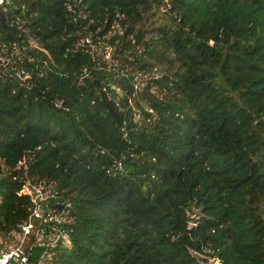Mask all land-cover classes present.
<instances>
[{
	"label": "trees",
	"instance_id": "1",
	"mask_svg": "<svg viewBox=\"0 0 264 264\" xmlns=\"http://www.w3.org/2000/svg\"><path fill=\"white\" fill-rule=\"evenodd\" d=\"M0 8L37 42L0 23V247L30 179L70 235L41 264H264V0Z\"/></svg>",
	"mask_w": 264,
	"mask_h": 264
},
{
	"label": "built area",
	"instance_id": "2",
	"mask_svg": "<svg viewBox=\"0 0 264 264\" xmlns=\"http://www.w3.org/2000/svg\"><path fill=\"white\" fill-rule=\"evenodd\" d=\"M10 1L0 0V4ZM19 192L30 195L33 209L28 220L19 224V243L0 247V264H41L52 258L60 240L64 244L70 243L69 231L63 226L67 221L65 206L63 209L58 208L60 195L54 185L36 183L29 179ZM62 203L65 205L64 200ZM31 239H34L33 243L44 245L41 261L36 263L30 261L27 249V242Z\"/></svg>",
	"mask_w": 264,
	"mask_h": 264
},
{
	"label": "water",
	"instance_id": "3",
	"mask_svg": "<svg viewBox=\"0 0 264 264\" xmlns=\"http://www.w3.org/2000/svg\"><path fill=\"white\" fill-rule=\"evenodd\" d=\"M0 23L2 24V26L5 30H8V31H10L12 29L17 30L22 34L27 35L32 44H37L36 40L31 36L30 32L27 29H25L23 26H19L15 23L9 22L8 13L1 8H0ZM0 70L6 71L8 73H13L16 77L22 79L21 75L18 72H14L11 67L6 66L5 59L1 56H0ZM113 87L116 88V85H113ZM120 93L122 94L121 91H120ZM58 199H59L58 208L63 209V207H64V205L62 203L63 198L60 197ZM201 259L203 260L204 263L206 261L210 260V258L207 256H201Z\"/></svg>",
	"mask_w": 264,
	"mask_h": 264
},
{
	"label": "rangeland",
	"instance_id": "4",
	"mask_svg": "<svg viewBox=\"0 0 264 264\" xmlns=\"http://www.w3.org/2000/svg\"><path fill=\"white\" fill-rule=\"evenodd\" d=\"M25 160L26 159H24L23 160V162H25ZM193 218V217H192ZM2 240L0 239V242H1ZM50 260V259H49ZM49 260H46V261H43L42 263H45V262H49ZM216 261H218V260H216ZM215 260H212V259H210L209 261H206L205 262V264H214V262H216ZM218 262H220V261H218ZM221 263V262H220ZM222 264V263H221Z\"/></svg>",
	"mask_w": 264,
	"mask_h": 264
}]
</instances>
